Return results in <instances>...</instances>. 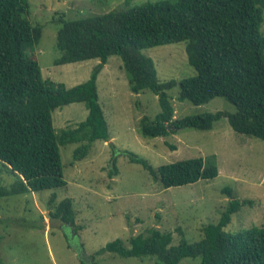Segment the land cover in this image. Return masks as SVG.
Listing matches in <instances>:
<instances>
[{
    "label": "trees",
    "instance_id": "obj_1",
    "mask_svg": "<svg viewBox=\"0 0 264 264\" xmlns=\"http://www.w3.org/2000/svg\"><path fill=\"white\" fill-rule=\"evenodd\" d=\"M263 9L264 0H155L75 18L61 12L53 17L61 23L56 33L60 55L54 63L99 59L87 80L67 87L43 77L38 61L23 53L24 47L38 43L42 32V25L29 18V0H0V165L15 177L9 185L0 184V197L64 186L59 144L79 142L73 151L79 160L94 140L109 138L96 79L112 54L120 56L132 92L149 89L158 97L160 111L139 119L143 136L164 137L183 127L210 129L226 117L234 131L264 140ZM178 41H185L188 63L195 69V75L179 81L178 99L201 104L222 96L234 111L174 117L167 89L176 82L160 81L152 58L142 49ZM71 102H84L88 113L75 127L57 133L52 111ZM126 154L164 187L218 174L217 166L202 157L153 167L131 151ZM224 191L231 195L229 188ZM247 202L231 197L218 220L202 226L197 241L189 242L179 230V241L172 244L171 231L151 227L131 235L128 245L115 238L95 253L150 255L157 264H178L183 257L198 255L199 264H264V224L225 230ZM51 214L75 227L71 198L60 200Z\"/></svg>",
    "mask_w": 264,
    "mask_h": 264
},
{
    "label": "rangeland",
    "instance_id": "obj_2",
    "mask_svg": "<svg viewBox=\"0 0 264 264\" xmlns=\"http://www.w3.org/2000/svg\"><path fill=\"white\" fill-rule=\"evenodd\" d=\"M155 0H29V18L42 25L36 44L23 48L28 59H36L43 77L67 87L90 77L98 58L55 64L60 55L54 21L61 12L66 18L129 8ZM263 21L260 29L264 33ZM152 58L160 81L175 80L167 89L174 117L216 110L234 111L222 96L194 104L178 99L179 81L195 75L188 63L185 41L142 49ZM98 102L108 126L109 138L96 139L89 152L74 160L79 142L59 144L64 186L0 197V264H157L153 256H119L95 251L120 238L128 245L131 235L148 228L172 232V244L180 238L189 242L202 237V226L215 223L231 197L246 199L231 216L227 231L264 224V140L236 132L226 117L210 129L183 127L164 137L143 136L142 115L153 118L159 111L158 97L149 89L138 93L129 88L120 56L112 54L97 74ZM84 102H71L52 111L57 133L85 119ZM175 145V149L171 148ZM126 151L146 159L153 167L185 158L202 157L214 163L218 174L210 179L164 187ZM116 168V171L113 169ZM14 175L0 165V184L9 185ZM230 189L229 195L224 188ZM231 196V197H230ZM69 197L75 227L53 217L57 203ZM77 226V228H76ZM76 230V231H74ZM201 257L186 256L178 264H199Z\"/></svg>",
    "mask_w": 264,
    "mask_h": 264
}]
</instances>
